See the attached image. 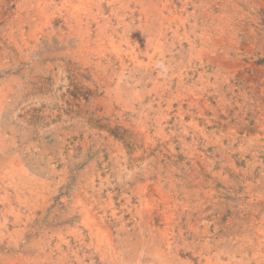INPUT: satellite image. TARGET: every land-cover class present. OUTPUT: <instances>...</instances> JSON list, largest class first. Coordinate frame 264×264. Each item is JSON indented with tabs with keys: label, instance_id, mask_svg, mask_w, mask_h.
<instances>
[{
	"label": "rangeland",
	"instance_id": "1",
	"mask_svg": "<svg viewBox=\"0 0 264 264\" xmlns=\"http://www.w3.org/2000/svg\"><path fill=\"white\" fill-rule=\"evenodd\" d=\"M161 1L0 0L1 264H264V0Z\"/></svg>",
	"mask_w": 264,
	"mask_h": 264
},
{
	"label": "bare ground",
	"instance_id": "2",
	"mask_svg": "<svg viewBox=\"0 0 264 264\" xmlns=\"http://www.w3.org/2000/svg\"><path fill=\"white\" fill-rule=\"evenodd\" d=\"M98 1H99V0H98ZM111 1H113V0H111ZM136 1H137V0H136ZM155 2H156V1H155ZM161 2H162V1H161ZM179 2H181V1L179 0ZM110 3H111V2H110ZM162 3H163V2H162ZM162 3H161V4H162ZM171 3H172V1H171ZM164 4H165V6H167V5H166V0H165V3H163V5H164ZM181 4H182V3H181ZM184 4H185V3H184ZM155 5H157V4H155ZM159 5H160V4H159ZM172 5H173V4H172ZM194 5H195V4H194ZM174 6H176V5H174ZM101 7H102V6H101ZM167 7H168V6H167ZM167 7H166V8H167ZM177 7H178V6H177ZM179 7H180V6H179ZM182 7H184V6H182ZM187 7H188V6H187ZM147 8H148V7H147ZM159 8H160V7H159ZM171 8H172V7H171ZM173 8H174V7H173ZM194 8H195V7H194ZM97 9H98V8H97ZM99 9H100V8H99ZM116 9H117V8H116ZM140 9H141V8H140ZM154 9H155V8H154ZM182 9H183V8H182ZM168 11H169V10H168ZM139 12H140V10H139ZM158 12H159V11H158ZM181 12H182V11H181ZM98 13H99V12H98ZM174 13H175V12H174ZM189 13H190V12H189ZM192 13H193V12H192ZM194 13H195V12H194ZM153 14H154V13H153ZM206 14H207V13H206ZM206 14H205V15H206ZM211 14H212V13H211ZM147 15H148V14H147ZM190 15H191V14H190ZM223 15H224V14H223ZM117 16H118V15H117ZM191 16H193V15H191ZM201 17H202V16H201ZM203 17H204V16H203ZM211 17H212V16H211ZM145 20H146V19H145ZM223 20H224V19H223ZM195 22H196V21H195ZM139 23H140V22H139ZM178 23H179V22H178ZM202 24H203V23H202ZM211 24H212V23H211ZM101 25H102V24H101ZM192 25H194V24H192ZM129 26H130V25H129ZM188 26H189V25H188ZM190 26H191V25H190ZM196 27H197V26H196ZM196 27L194 26L193 28L195 29ZM144 28H145V27H144ZM147 28H149V27H147ZM177 28H178V27H177ZM191 28H192V27H191ZM141 29H142V28H141ZM189 29H190V28H189ZM221 30H222V29H221ZM99 31H100V30H99ZM146 32H147V31H146ZM175 32H176V31H175ZM185 32H186V31H185ZM185 32H184V33H185ZM189 32H190V31H189ZM157 33H158V32H157ZM108 35H109V34H108ZM143 35H144V33H143ZM201 35H202V34H201ZM134 36H136V35H134ZM139 37H140V36H139ZM143 37H144V36H143ZM143 37H142V38H143ZM147 37H148V36H147ZM222 37H223V36H222ZM193 38H194V37H193ZM135 39H136V38H135ZM144 40H145V39H144ZM165 40H166V38H165ZM146 41L148 42V40H146ZM154 41H155V40H154ZM176 41H177V40H176ZM147 42H146V43H147ZM144 47H145V46H144ZM138 51H139V50H138ZM142 52H143V51H142ZM135 53H136V52H135ZM142 56H143V55H142ZM212 60H213V59H212ZM215 60H216V59H215ZM154 67H156V66H154ZM156 69H157V68H156ZM204 69H205V68H204ZM146 70H148V68H147ZM146 70H145V71H146ZM150 70H151V69H150ZM150 70H149V71H150ZM165 70H166V68H165ZM159 72H160V71H159ZM159 72H158V73H159ZM162 72H163V71H162ZM243 72H244V71H243ZM153 73H154V72H153ZM149 75H150V74H149ZM152 81H153V80H152ZM225 81H226V80H225ZM135 92H136V91H135ZM149 92H150V91H149ZM149 92H148V93H149ZM159 111H160V110H159ZM139 122H140V121H139ZM208 133H209V132H208ZM234 149H235V148H234ZM254 164H255V163H254ZM261 185H262V184H261ZM249 192H250V191H249ZM145 201H146V200H145ZM147 206H148V205H147ZM170 208H171V207H170ZM7 211H8V210H7ZM140 224H141V223H140ZM133 225H134V224H133ZM155 230H156V229H155ZM194 230H195V229H194ZM98 231H99V230H98ZM101 231H102V230H101ZM141 231H142V230H141ZM103 232H104V231H103ZM106 232H107V231H106ZM196 233H197V232H196ZM100 235H101V234H100ZM104 235H105V234H104ZM4 236H5V235H4ZM125 237H126V236H125ZM191 237H192V236H191ZM203 240H204V239H203ZM145 243H146V242H145ZM196 244H197V243H196ZM198 244H199V243H198ZM200 244H201V243H200ZM147 245H148V244H147ZM150 245H151V244H150ZM206 245H207V244H206ZM197 247H198V246H197ZM9 252H10V251H9ZM117 253H118V252H117ZM117 253H116V254H117ZM19 254H21V253H19ZM1 256H2V255H1ZM3 256H4V255H3ZM8 256H10V255H8ZM17 257H18V256H17ZM23 257H24V256H23ZM216 257H217V256H216ZM12 258H13V257H12ZM232 258H233V257H232ZM263 258H264V257H263ZM15 259H16V258H15ZM215 259H216V258H215ZM233 259H234V258H233ZM1 260H2V259H1ZM4 261H5V263H7V264H16L14 258H13V259H7V258H6ZM208 261H209V260H208ZM208 261H207V262H208ZM240 261H241V260H240ZM259 261H260V260H259ZM261 261H262V260H261ZM215 262H216V261H215ZM242 262H243V261H242ZM22 263H23V262H22ZM22 263H21V262H17V264H22ZM26 263H27V262H26ZM179 263H180V261H179ZM185 263H186V262H185ZM185 263H184V264H185ZM0 264H1V263H0ZM24 264H25V263H24ZM177 264H178V263H177ZM182 264H183V263H182ZM187 264H188V263H187ZM245 264H246V263H245ZM247 264H248V263H247Z\"/></svg>",
	"mask_w": 264,
	"mask_h": 264
}]
</instances>
